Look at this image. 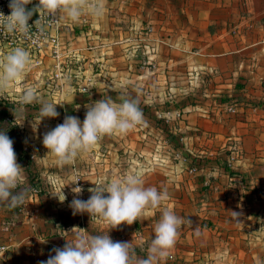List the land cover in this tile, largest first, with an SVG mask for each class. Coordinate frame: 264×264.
Masks as SVG:
<instances>
[{
	"label": "crops",
	"instance_id": "crops-1",
	"mask_svg": "<svg viewBox=\"0 0 264 264\" xmlns=\"http://www.w3.org/2000/svg\"><path fill=\"white\" fill-rule=\"evenodd\" d=\"M104 6L100 19L85 13L74 23L61 14L60 59L49 47L36 58L27 50L32 64L24 81L0 95V131L14 151L26 146L32 155L17 161L26 190L21 210L0 204V264H40L80 229L105 234L101 220L72 214L71 189L81 187L78 198L87 200L93 183L133 173L170 197L109 231L114 242H132L138 260L147 257L166 207L184 224L160 264H264V0ZM12 49L0 43V60ZM25 84L40 101L58 104L59 116L40 121L39 102L21 105ZM109 97L136 100L143 123L57 166L43 135L66 116L83 122L88 106ZM62 188L63 203L51 195Z\"/></svg>",
	"mask_w": 264,
	"mask_h": 264
},
{
	"label": "clouds",
	"instance_id": "clouds-1",
	"mask_svg": "<svg viewBox=\"0 0 264 264\" xmlns=\"http://www.w3.org/2000/svg\"><path fill=\"white\" fill-rule=\"evenodd\" d=\"M30 3L32 0H10V15L0 13V29L27 37L34 26L43 32L39 23L40 14L47 18L57 13L59 16L64 14L74 23H78L85 13L96 19L105 14L104 0H38V5L28 10L26 6ZM37 12L39 19L34 25H29V20ZM31 64V55L23 47H15L7 53L0 60V95L24 81ZM19 102L21 105L39 102L40 121L59 116L56 111L58 104L40 101L34 85H24ZM142 123L143 113L136 100L123 99L117 104L110 97L103 98L88 106L83 122L77 117L66 116L62 124L43 135L42 143L48 150L47 154L54 157L55 164L63 168L78 157L91 153L105 136L125 135ZM23 172L24 168L17 163L13 141L6 131H0V204H6L9 210L24 204L26 190L21 188ZM93 184L95 186L88 189L91 195L87 200L78 198L83 192L81 187H73L74 196L69 207L73 215L88 214L90 218L101 220L108 231L102 235H89L78 228L80 231L75 233L72 242L54 249L55 255L40 264H160L167 259L178 239V230L184 224V219L171 209L165 207L161 211L146 258L138 260L135 257L132 242H114L108 235L110 230L121 224L132 225L139 221L146 209L160 208L170 198L167 190L145 187L139 173L123 179L113 178L108 183L98 181ZM105 193L108 195L105 196ZM51 195L61 203L67 199L63 188Z\"/></svg>",
	"mask_w": 264,
	"mask_h": 264
},
{
	"label": "built area",
	"instance_id": "built-area-1",
	"mask_svg": "<svg viewBox=\"0 0 264 264\" xmlns=\"http://www.w3.org/2000/svg\"><path fill=\"white\" fill-rule=\"evenodd\" d=\"M10 0H0V13L4 16L10 15L9 8ZM38 5V0H32V3L28 4L26 7L28 10H32ZM40 26L43 28V32H39L37 27H32L30 35L27 37H21L19 34H10L4 29H0V43L4 44L8 48L23 47L26 50H29L33 54L34 58L40 53L44 47H49L52 53V56L55 60H59L61 55L59 52L58 45V27H59V13L56 16L46 17L43 14H40ZM39 19V13H34L31 19L29 20V25H34L35 21ZM81 92H85L86 88H80ZM176 116H179L178 114ZM17 161L28 158L32 159V155L29 152V149L26 146L20 147L16 151ZM28 193L36 195L39 193V188L37 186H29ZM23 206V205H22ZM17 207L18 211L21 210V207ZM7 225L5 229H7ZM2 248V247H1Z\"/></svg>",
	"mask_w": 264,
	"mask_h": 264
},
{
	"label": "trees",
	"instance_id": "trees-1",
	"mask_svg": "<svg viewBox=\"0 0 264 264\" xmlns=\"http://www.w3.org/2000/svg\"><path fill=\"white\" fill-rule=\"evenodd\" d=\"M17 151V150H16ZM16 151H14L16 153Z\"/></svg>",
	"mask_w": 264,
	"mask_h": 264
}]
</instances>
